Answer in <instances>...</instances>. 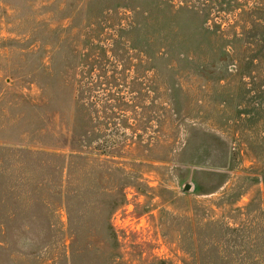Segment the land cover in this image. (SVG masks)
Wrapping results in <instances>:
<instances>
[{"label": "rangeland", "instance_id": "rangeland-1", "mask_svg": "<svg viewBox=\"0 0 264 264\" xmlns=\"http://www.w3.org/2000/svg\"><path fill=\"white\" fill-rule=\"evenodd\" d=\"M0 264H264V0H0Z\"/></svg>", "mask_w": 264, "mask_h": 264}, {"label": "water", "instance_id": "water-1", "mask_svg": "<svg viewBox=\"0 0 264 264\" xmlns=\"http://www.w3.org/2000/svg\"><path fill=\"white\" fill-rule=\"evenodd\" d=\"M191 187V185L190 184H186V186H185V190H188L189 188Z\"/></svg>", "mask_w": 264, "mask_h": 264}]
</instances>
